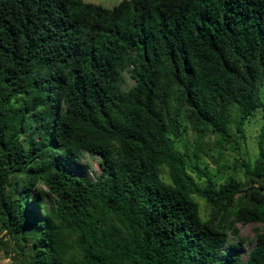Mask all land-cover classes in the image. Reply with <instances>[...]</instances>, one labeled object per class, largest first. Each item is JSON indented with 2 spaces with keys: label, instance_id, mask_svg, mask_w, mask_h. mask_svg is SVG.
<instances>
[{
  "label": "trees",
  "instance_id": "trees-1",
  "mask_svg": "<svg viewBox=\"0 0 264 264\" xmlns=\"http://www.w3.org/2000/svg\"><path fill=\"white\" fill-rule=\"evenodd\" d=\"M263 83L264 0H0V225L15 264H264V230L245 259L227 240L264 224ZM256 111L241 178L215 186L199 145L176 144L189 128L237 150L231 125L243 138ZM84 153L97 174L68 168Z\"/></svg>",
  "mask_w": 264,
  "mask_h": 264
},
{
  "label": "rangeland",
  "instance_id": "rangeland-1",
  "mask_svg": "<svg viewBox=\"0 0 264 264\" xmlns=\"http://www.w3.org/2000/svg\"><path fill=\"white\" fill-rule=\"evenodd\" d=\"M84 2H92L102 5L104 7H112L119 0H82ZM123 88H128L132 84V79L124 74ZM260 95L264 100V83L260 89ZM237 118L236 113H231V120L234 123ZM261 125V116L258 111L247 119L243 126L244 137L240 138L235 132L234 124L231 125V131L234 134L238 142V149L233 150L229 147L228 142L220 139L217 135L212 133L197 134L191 129L185 130L182 135L176 140V144L180 149H187L189 151L194 150V145L198 144L200 151L198 152V158L193 157L192 162L198 168L209 173L214 180L215 186L224 182L229 176H235L241 178V170L238 167L240 157L253 160L257 154V136L259 127ZM99 156L84 153L76 162H71L68 166L69 169L76 175L80 170H84L88 175H95L99 172L98 167ZM189 174L194 177L200 186L206 184V179L203 176H199L197 171L189 168ZM162 178L166 182L169 181L166 170L162 172ZM237 194V200L239 195ZM199 208V214L201 218H206L210 212V205L205 199L194 195ZM235 227L238 230L236 236L232 234L228 235V245L234 246L235 243H240L238 255L241 259L247 257L248 251L254 243V231L253 228L257 227L260 230H264V224L259 223H236ZM25 251L29 249L31 240H27L22 243ZM18 258V248L14 244L12 238L4 232L0 225V264H15Z\"/></svg>",
  "mask_w": 264,
  "mask_h": 264
}]
</instances>
